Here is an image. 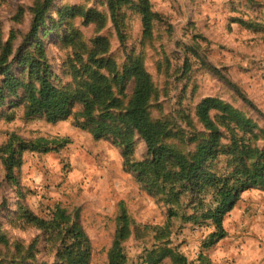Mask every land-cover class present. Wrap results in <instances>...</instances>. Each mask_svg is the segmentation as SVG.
<instances>
[{
    "label": "rangeland",
    "instance_id": "374dc122",
    "mask_svg": "<svg viewBox=\"0 0 264 264\" xmlns=\"http://www.w3.org/2000/svg\"><path fill=\"white\" fill-rule=\"evenodd\" d=\"M38 1L0 0V46L13 35L15 53L29 34L32 8ZM149 3L157 16L152 35L143 38L138 9L127 6L119 10L120 37L105 2L52 0L43 25L30 42L38 40L44 44L51 76L62 85L71 81L66 61L73 57L75 50H80L78 45L73 48L67 39L75 38L89 49L94 38L105 36L110 44L107 56L118 65L129 56L141 55L156 87L151 100L152 116L168 123L173 135L166 142L185 153L192 152L206 133L195 116L197 103L206 96L219 97L239 108L264 130V0H149ZM64 6L98 11L105 16V26L97 30L96 22L85 24L81 18H72L66 25H60L58 10ZM52 21L57 25L51 26ZM64 31L70 32L65 35ZM18 60L19 56L9 59L10 71L22 75L25 72L20 71L22 66ZM1 87L0 74V90ZM132 87L133 80H127L125 101ZM3 95L0 145L12 132L26 139L45 137L69 141L57 152H22L21 165L13 171L17 178L13 185L0 161L2 230L7 232L11 243L20 241L27 245L38 238L34 252L38 262L55 264L52 255L47 253L42 232L34 227H22L16 220L14 213L20 200L42 218H47L57 205L68 213H77L92 247L89 264H107V250L117 228L116 217L121 205L132 231L122 243L125 264H147L148 253L162 246L176 247L188 263L204 258L213 264H264V255L258 252L264 249L262 232L256 230L247 235L252 239V247L247 246L246 256L237 249L227 256V245L221 247L223 253L217 246L202 250V243L213 230L211 223L202 221L195 204L189 205L186 198L175 204L178 214L168 220L163 194L148 190L135 173L123 171L122 147L113 144L110 138L95 139L78 129L72 117L56 123H49L40 115L25 117L21 107L13 106L22 98V90L16 95ZM8 115H13L11 120L6 119ZM254 132L259 136L253 143L264 150L262 134L258 129ZM236 133L242 135L240 131ZM195 135L197 139L192 141ZM226 137L223 143L229 144L232 135L227 133ZM132 156L137 160L147 156L146 144L137 136ZM229 162L228 158L221 157L218 169L222 172ZM242 195L264 198V190L252 188ZM182 197L188 196L182 193ZM240 208L241 217L251 218L256 228L264 223V199H255ZM230 226L229 231H235L234 237H240L239 223L230 218ZM3 255L10 253L4 250ZM159 264L171 263L164 258Z\"/></svg>",
    "mask_w": 264,
    "mask_h": 264
},
{
    "label": "trees",
    "instance_id": "16d2710c",
    "mask_svg": "<svg viewBox=\"0 0 264 264\" xmlns=\"http://www.w3.org/2000/svg\"><path fill=\"white\" fill-rule=\"evenodd\" d=\"M101 1L105 2L120 37L118 12L127 6L138 9L141 15L142 37L152 35L157 14L152 11L149 0ZM51 2L39 0L34 5L29 34L15 53L13 35L0 46V106L5 99L3 94L16 95L18 90H22V98L13 106L21 107L25 117L40 115L49 123L72 117L75 127L90 133L95 139L110 138L113 144L123 148V171L135 173L148 190L163 194L168 220L178 214L175 204L186 198L189 205L195 204L202 221H209L213 227L202 243V250L217 246L228 235L223 224L225 216L240 200L242 193L252 188L264 190V150L253 143L259 136L254 131L258 129L264 138V130L259 129L252 118L239 108L219 97L206 96L195 107L197 121L206 133L198 140L194 150L185 153L176 145L167 143L166 139L173 133L166 121L152 116L151 100L156 94V87L144 58L141 55L129 56L122 65H118L107 56L110 44L105 36L94 38L89 49L75 38L67 39L73 48L78 45L80 50H75L73 57L66 61L71 81L63 85L56 83L51 76L44 44L38 40L30 42L43 25ZM58 15L60 25H66L67 20L72 18H81L85 24L96 22L97 30L105 26V16L93 9L64 6L58 10ZM55 25L52 21L51 26ZM68 32L64 31L65 35ZM16 56H19L18 64L22 66L20 71L25 72L22 75L10 71L9 59ZM127 80H133V87L125 101ZM12 117L8 115L6 119L11 120ZM236 131L242 135L238 136ZM227 133L232 135L229 144L223 143ZM247 134L250 136L245 137ZM136 136L147 148V156L141 160L132 156ZM196 139L197 135L191 140ZM68 142L65 138L26 139L10 133L0 145V161L10 183H17L13 171L21 165L22 152H57ZM221 157L230 160L222 172L217 165ZM182 193L188 197H182ZM2 209L0 204V213ZM14 216L22 227H34L42 232L47 253L52 255L55 264H89L92 247L77 213H68L57 205L47 218H42L20 200ZM116 221L117 228L107 250V264H125L122 243L132 233L131 222L122 205ZM37 240L34 238L27 245L20 241L11 243L0 222V264H48L35 259ZM4 250L10 255L4 257ZM164 258H168L171 264H213L204 258L188 263L176 247L167 246L149 252L147 264H159Z\"/></svg>",
    "mask_w": 264,
    "mask_h": 264
},
{
    "label": "crops",
    "instance_id": "0c3cea01",
    "mask_svg": "<svg viewBox=\"0 0 264 264\" xmlns=\"http://www.w3.org/2000/svg\"><path fill=\"white\" fill-rule=\"evenodd\" d=\"M255 199H258L259 201H263L264 198L261 195H258L257 197H255V195H242L240 200H238L234 204L233 209L224 219V227L228 235L218 243L216 248H218L223 253V250L221 249V247H223L224 245H227V247H225V253H228L227 256H231V254H234V252H236V249L242 252V256H246L247 250L249 251V248H247V246L249 245L250 247L252 244V239L250 240V238L247 235L252 234V232L256 230L262 232V240H264V223H262L261 226L256 228L254 223H252L253 220L251 218L250 219H247V217L242 218L241 213H240V209H241L240 207H243L249 204V202L253 203ZM228 217H230L232 220H236L239 223V226L237 229L239 231L237 234L241 235L240 237L238 236V238L237 237L235 238L234 237L235 231H233V233L232 231L231 232L229 231L231 226H230V218ZM243 224H247V227H244L245 225L243 226ZM231 225H235V224H231ZM241 249H243V251ZM259 251H262L264 255L263 248L259 249L258 252Z\"/></svg>",
    "mask_w": 264,
    "mask_h": 264
}]
</instances>
